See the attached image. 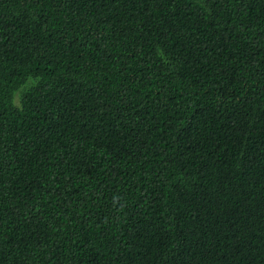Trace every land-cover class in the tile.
Wrapping results in <instances>:
<instances>
[{"label": "trees", "instance_id": "1", "mask_svg": "<svg viewBox=\"0 0 264 264\" xmlns=\"http://www.w3.org/2000/svg\"><path fill=\"white\" fill-rule=\"evenodd\" d=\"M0 264H264V0H0Z\"/></svg>", "mask_w": 264, "mask_h": 264}]
</instances>
